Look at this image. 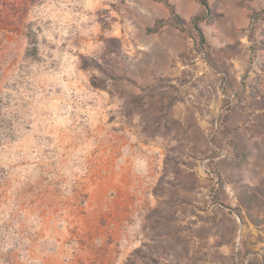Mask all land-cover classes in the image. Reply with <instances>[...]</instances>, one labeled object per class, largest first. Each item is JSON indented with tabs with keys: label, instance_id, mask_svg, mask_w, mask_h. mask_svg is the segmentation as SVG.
Wrapping results in <instances>:
<instances>
[{
	"label": "rangeland",
	"instance_id": "obj_1",
	"mask_svg": "<svg viewBox=\"0 0 264 264\" xmlns=\"http://www.w3.org/2000/svg\"><path fill=\"white\" fill-rule=\"evenodd\" d=\"M251 14L202 47L164 2L0 0V264H264Z\"/></svg>",
	"mask_w": 264,
	"mask_h": 264
},
{
	"label": "crops",
	"instance_id": "obj_2",
	"mask_svg": "<svg viewBox=\"0 0 264 264\" xmlns=\"http://www.w3.org/2000/svg\"><path fill=\"white\" fill-rule=\"evenodd\" d=\"M175 7L179 8V13L184 19H190L195 14L203 10L199 0H169ZM210 8L219 14L226 15V25L228 29H237L247 23L249 15L253 10H257L264 5V0H207ZM264 26V22H263Z\"/></svg>",
	"mask_w": 264,
	"mask_h": 264
},
{
	"label": "trees",
	"instance_id": "obj_3",
	"mask_svg": "<svg viewBox=\"0 0 264 264\" xmlns=\"http://www.w3.org/2000/svg\"><path fill=\"white\" fill-rule=\"evenodd\" d=\"M154 1L164 2L168 6L169 17L167 19H164V18L157 19L153 26H150L147 28V31L149 33L159 31L162 27L167 25L170 21L180 31L187 32V30H189L187 25L190 23L192 25V27L194 28V31H195V35H194L195 40L198 41L199 43L201 42L202 47L207 46V41H206V38L204 36V32L200 26V23H202V22L210 23L212 20L219 17V14L214 12L210 8L207 0H199V2L203 6V10L200 11L199 13L195 14L194 16H192L190 18V20L184 19L179 13H177L174 5L169 0H154ZM251 17L252 18L253 17L260 18L261 20L264 21V5L260 9L254 10L251 14ZM261 34L263 35L262 32H261ZM249 37L251 40L252 34H250ZM256 45L259 48H263L264 47V38L261 37L260 40H257ZM250 201H252V200H250Z\"/></svg>",
	"mask_w": 264,
	"mask_h": 264
},
{
	"label": "built area",
	"instance_id": "obj_4",
	"mask_svg": "<svg viewBox=\"0 0 264 264\" xmlns=\"http://www.w3.org/2000/svg\"><path fill=\"white\" fill-rule=\"evenodd\" d=\"M260 20V18H256V17H253V18H251V24H254V23H256V21H259Z\"/></svg>",
	"mask_w": 264,
	"mask_h": 264
}]
</instances>
